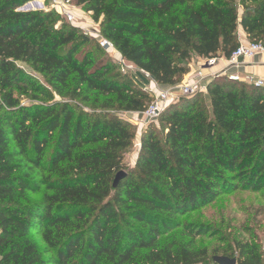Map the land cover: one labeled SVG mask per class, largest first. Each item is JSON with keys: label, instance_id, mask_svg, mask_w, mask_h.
<instances>
[{"label": "trees", "instance_id": "1", "mask_svg": "<svg viewBox=\"0 0 264 264\" xmlns=\"http://www.w3.org/2000/svg\"><path fill=\"white\" fill-rule=\"evenodd\" d=\"M32 1L0 0V264H264L256 237L239 234L210 260L198 241L217 232L183 221L264 189V88L223 76L206 102L172 103L113 187L134 140L120 115L143 113L152 96L55 10L20 11ZM72 1L163 87L180 84L193 58H229L239 26L264 41V0ZM20 63L44 83L25 81ZM29 92L37 105H22Z\"/></svg>", "mask_w": 264, "mask_h": 264}, {"label": "rangeland", "instance_id": "2", "mask_svg": "<svg viewBox=\"0 0 264 264\" xmlns=\"http://www.w3.org/2000/svg\"><path fill=\"white\" fill-rule=\"evenodd\" d=\"M62 3L63 9L73 14L75 17V25L73 26L94 40L92 44L95 47V42L98 43L97 40L100 33L98 24L91 19V14L87 13L84 8L75 6L71 0H68L70 7H68L67 3L64 1ZM29 4L32 6V11H47L50 9L56 11L53 0H33ZM239 10L241 12V9ZM102 50L106 58L113 63L115 61L114 56L112 57L111 54L109 55V52L104 49ZM19 67L23 71L24 80L30 82V85H41L44 83L42 76L35 73L28 65L20 63ZM128 76L132 78L142 90L148 93L150 90L153 91V93H149L152 96V100L161 91L158 89L156 83L147 82V79L140 75L134 77V75L130 73ZM183 82L184 79L181 83ZM32 94V92H29V95L23 97L22 105L34 106L38 104V101L32 98L35 96ZM202 100L206 102L205 93L202 94ZM171 104L172 103L168 104V106ZM120 116L129 124L134 133L132 147L125 154L123 161L125 166L124 172L128 173L135 166L142 133L147 125L141 113H123ZM154 125L157 129L160 127L158 121L154 123ZM52 150L53 145L49 147L46 154L47 157L50 156ZM183 221L209 225L217 232L208 234L198 241L199 247H206L208 249L210 260L214 251L225 248V246L231 243L232 236H236L237 234L241 235L245 241L251 236H255L256 240L259 242L260 249L264 252V189L258 192L237 191L229 196L220 197L212 205L205 207L199 212L190 214L184 218ZM222 238H225V241L222 240Z\"/></svg>", "mask_w": 264, "mask_h": 264}, {"label": "built area", "instance_id": "3", "mask_svg": "<svg viewBox=\"0 0 264 264\" xmlns=\"http://www.w3.org/2000/svg\"><path fill=\"white\" fill-rule=\"evenodd\" d=\"M63 1L67 3L68 7H70L68 4V0H53L54 8L67 23L73 26L75 25V17L73 16V14L63 9ZM97 42L102 49L109 52V55L111 54L112 57L114 56L115 61L119 66L122 74L129 75L131 73L132 75H134V77L140 75L143 78L147 79V82L149 81L155 83L147 74L126 63L119 55V53L114 49L110 42L103 39L101 36H99ZM263 54L264 41L257 43H239V46L236 48V50L232 52L229 58H226L225 61L227 67L223 71L222 76H225L230 82H244L247 85L253 86L255 88H264V81L262 80H256L252 77L242 79L237 73L229 72L230 68L237 67L239 65L240 60H252L256 56ZM216 62V58L205 59L203 67H213L215 66ZM205 80L206 77L203 75L202 68L196 72H189L185 76L183 83L177 84L175 86H170L164 90H161L158 95H156L155 98L151 101L146 110L141 113L145 124L149 125L151 123L156 122L159 117L164 113V111L168 107V104L174 103L182 97H190L197 93H205ZM149 93H153V91L150 90Z\"/></svg>", "mask_w": 264, "mask_h": 264}, {"label": "crops", "instance_id": "4", "mask_svg": "<svg viewBox=\"0 0 264 264\" xmlns=\"http://www.w3.org/2000/svg\"><path fill=\"white\" fill-rule=\"evenodd\" d=\"M71 2L73 3L72 0ZM237 35L240 43H248L247 37L240 26L238 27ZM204 60L205 59L202 58H193L189 63V72H196L203 68V75L206 77L205 83L207 87V85L215 78L223 77L222 73L226 69L227 64L224 57L218 56L216 58L217 62L215 66L204 68ZM229 72L237 73L242 79L252 77L256 80L264 81V54L258 55L252 60H240L239 65L237 67L230 68ZM157 87L159 90L166 89V87L159 85H157Z\"/></svg>", "mask_w": 264, "mask_h": 264}, {"label": "water", "instance_id": "5", "mask_svg": "<svg viewBox=\"0 0 264 264\" xmlns=\"http://www.w3.org/2000/svg\"><path fill=\"white\" fill-rule=\"evenodd\" d=\"M20 11L27 12V11H32V6L30 4L25 5L23 8H21ZM127 177V174L123 171L119 172L116 174L114 182H113V187H116L120 181L125 179ZM212 261L215 264H237L236 259L234 258H228V257H222V256H215L212 258Z\"/></svg>", "mask_w": 264, "mask_h": 264}]
</instances>
